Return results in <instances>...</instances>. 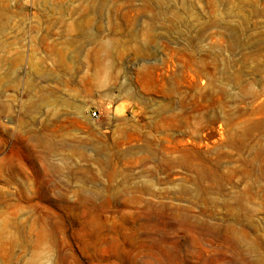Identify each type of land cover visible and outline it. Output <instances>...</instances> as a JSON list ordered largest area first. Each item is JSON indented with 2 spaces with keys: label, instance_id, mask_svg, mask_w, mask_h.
<instances>
[{
  "label": "rangeland",
  "instance_id": "374dc122",
  "mask_svg": "<svg viewBox=\"0 0 264 264\" xmlns=\"http://www.w3.org/2000/svg\"><path fill=\"white\" fill-rule=\"evenodd\" d=\"M0 264H264V0H0Z\"/></svg>",
  "mask_w": 264,
  "mask_h": 264
},
{
  "label": "built area",
  "instance_id": "2783aa9c",
  "mask_svg": "<svg viewBox=\"0 0 264 264\" xmlns=\"http://www.w3.org/2000/svg\"><path fill=\"white\" fill-rule=\"evenodd\" d=\"M94 114H96V113H94Z\"/></svg>",
  "mask_w": 264,
  "mask_h": 264
}]
</instances>
